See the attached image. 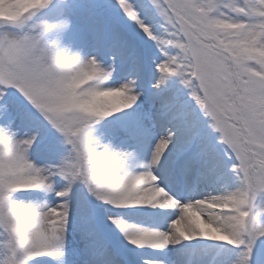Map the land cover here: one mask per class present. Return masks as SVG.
Returning <instances> with one entry per match:
<instances>
[{
    "label": "snow or ice",
    "instance_id": "obj_1",
    "mask_svg": "<svg viewBox=\"0 0 264 264\" xmlns=\"http://www.w3.org/2000/svg\"><path fill=\"white\" fill-rule=\"evenodd\" d=\"M0 264H264V0H0Z\"/></svg>",
    "mask_w": 264,
    "mask_h": 264
},
{
    "label": "bare ground",
    "instance_id": "obj_2",
    "mask_svg": "<svg viewBox=\"0 0 264 264\" xmlns=\"http://www.w3.org/2000/svg\"><path fill=\"white\" fill-rule=\"evenodd\" d=\"M205 244H211L212 242H204ZM216 247H226V246H223V245H215Z\"/></svg>",
    "mask_w": 264,
    "mask_h": 264
}]
</instances>
